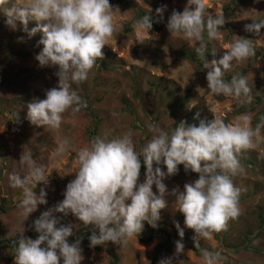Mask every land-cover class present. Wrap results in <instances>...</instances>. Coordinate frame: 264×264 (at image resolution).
<instances>
[{
  "label": "clouds",
  "instance_id": "1",
  "mask_svg": "<svg viewBox=\"0 0 264 264\" xmlns=\"http://www.w3.org/2000/svg\"><path fill=\"white\" fill-rule=\"evenodd\" d=\"M117 10L109 0H0V13L12 31H22L29 39L42 34L38 43L43 47L35 57L39 66L58 69V86L49 89L45 99L27 105L26 118L32 125L58 130L66 112L77 113L87 107L72 86L85 82L97 60L103 58L102 49L118 28ZM164 10L157 8V15L162 18ZM251 21L245 31L261 34L264 19ZM31 22L36 26L29 29ZM225 23L222 13H206L204 0H187L183 12L171 13L167 30L171 37L201 41L195 51L208 70L210 93L250 103L252 89L247 77L239 73L230 81L224 77L236 65L255 56L253 40L235 37L226 45L222 58L211 62L205 58L208 48L202 42L203 34L207 33L209 41L216 40ZM152 26L150 15L133 24L138 34L149 33ZM262 129L264 116L253 127L250 114H243L233 123L214 118L210 122L201 120L198 126L181 121L169 130L149 126L154 135L139 151L131 130L114 139L95 137L77 151L78 168L75 178L66 185L63 200L34 220L37 238L21 235L14 248L13 264H82L81 241L69 242L73 228L81 224L91 226V248L109 242L123 248L139 236L145 222L153 229L158 227L160 211L168 206L166 195L175 196L174 208L183 214L185 226L194 231V245L201 251L202 264H223L226 257L220 251L201 248L200 240L211 239L226 228L229 220L239 217L241 189L234 185L232 177L245 174L239 154L254 146ZM68 147L65 139L55 154H64ZM18 163L20 171L9 175L8 184L21 192L17 207L25 221L38 206L47 204L45 189L41 188L39 194L36 189L48 184V176L45 166L36 163L30 150L22 152ZM142 164L145 179L138 183ZM180 165L186 173L198 174V179L185 184L183 191L177 187L168 193L164 181L177 175ZM57 214H71L81 223L62 225ZM176 228L181 238L175 245L178 257L184 252V230L178 223ZM159 264H172V258L162 259Z\"/></svg>",
  "mask_w": 264,
  "mask_h": 264
},
{
  "label": "rangeland",
  "instance_id": "2",
  "mask_svg": "<svg viewBox=\"0 0 264 264\" xmlns=\"http://www.w3.org/2000/svg\"><path fill=\"white\" fill-rule=\"evenodd\" d=\"M129 1L137 10L155 15L156 4L162 2L161 7L165 9L162 18L157 15L162 31L138 34L132 28L128 32L129 26L135 23V12L118 0H109L110 5L118 9L117 31L102 49L104 62L109 66L98 64L97 61L88 79L72 86L87 107L77 113L71 110L66 112L58 130L36 127L26 118L27 105L45 99L46 92L58 86V77L55 75L58 69L41 67L35 59L43 47L38 43L42 34L37 33L29 39L22 31H12L1 13L0 242L17 243L21 235L37 238L33 222L42 212L63 200L66 185L75 178L74 172L78 168L77 151L88 145L92 140L91 134L97 132L95 117L101 120L99 137L114 139L131 130L136 150L139 151L154 135L149 131V126L169 130L181 121L192 119L195 114L205 122L219 118L225 123H233L243 114H250L251 125L255 127L264 116V29L259 35L245 31V25L252 23L251 20L264 19V0L258 3L256 0H204L206 13H222L226 19L218 39L212 40L210 44L202 41L207 48L210 45L212 50L215 49L212 60L222 58L227 51L226 45L233 42L235 37L248 39L252 34L250 39L256 50L255 56L236 65L224 77L231 80L237 73L247 77L252 89V100L244 104L231 97L210 93L206 81L207 69L199 70L185 60L176 62L180 54L195 51L201 43L171 37L167 30L171 13L174 10L183 12L187 0ZM230 6L232 10L227 13L226 9ZM35 26V22H31L29 29ZM150 83H160L166 87V95L172 97H168L170 101L165 103L166 98L160 101V97H154ZM187 98L189 102L185 103ZM89 104L93 106L95 116L90 114ZM180 104H184L182 110H179ZM249 110L252 112L247 113ZM65 139L69 142L67 151L56 155L59 143ZM29 150L36 163L47 170L48 184L38 185L36 192L39 194L40 189L44 188L48 202L38 206V210L24 221L17 207L21 192L9 187L8 177L20 171L18 161L22 152ZM239 160L245 174L232 177V180L241 189V213L238 218L229 220L226 228L215 233L211 239L200 240V247L220 251L226 257L223 264H264V129L254 146L239 154ZM248 160L253 161V164L248 163ZM144 179L145 167L142 164L138 183H143ZM197 179L198 174L190 171L186 173L183 165H180L178 174L164 183L168 193H171L177 187L183 191L185 184ZM153 191L156 192L155 186ZM165 199L168 206L160 211L158 227L153 229L145 222L139 236H134L123 248L111 242L102 245L101 250L91 248V226L85 228L81 224L79 228L74 227L69 242L77 239L81 241L82 264H110L109 248L117 256L118 264H159L167 258H172V264H202L201 251L194 245L195 233L185 226L183 214L173 206L175 196L166 195ZM57 217L65 226L81 223L71 214L66 217L57 214ZM177 223L184 230L181 241L184 252L178 257L175 255V245L181 238ZM141 239L151 241L143 243ZM13 260V250L0 249V264H13Z\"/></svg>",
  "mask_w": 264,
  "mask_h": 264
},
{
  "label": "trees",
  "instance_id": "3",
  "mask_svg": "<svg viewBox=\"0 0 264 264\" xmlns=\"http://www.w3.org/2000/svg\"><path fill=\"white\" fill-rule=\"evenodd\" d=\"M118 1L123 3L125 6L133 9V11L135 12V21L138 20L139 18H141L144 15H150L151 18H152V25H153L152 29L150 30V32H160V31H162L161 22H160V20H159L157 15H155L153 13H148V12H145V11H142V10H137V7L132 2H130L129 0H118ZM162 4L163 3L161 2L159 4H156V6L154 4V6L156 8H161ZM231 8L232 7L230 6V7H228L226 9L227 13H229L230 10H232ZM2 19H3V17H2V14L0 13V34L3 31V20ZM132 28H133V23L129 26L127 31L128 32L132 31ZM203 36H204V40L203 41H205L206 43L210 44L211 41L208 40L206 32L203 34ZM250 37H252V34L249 36L248 39H250ZM205 58L209 62L213 58V50L211 49L210 45L208 46V50L205 53ZM183 60L194 64L197 67V69H199V70H205L204 67H203L204 61L199 58V56L196 53V51H187L185 53L180 54L177 57L176 62L183 61ZM97 61H98V64L100 63L101 65L109 66V65H107L106 62H104V58L98 59ZM225 80L226 81H230V79H225ZM150 87H151V90L153 91L152 92L153 96L154 97H156V96L160 97L159 98L160 101H163V99L166 98V100H165V103H166V102L170 101V99H168V97L172 98L171 96L166 95V93H165L166 92V87H162V85L160 83H150ZM87 99L89 100L90 98H87ZM188 102H189V98H187L185 103H188ZM90 104H91V102H90ZM90 104L88 105L89 112H90V114L92 116H95V114L93 112L94 111L93 106H91ZM183 106H184V104H180L179 110H182ZM250 112H252V110L247 111V113H250ZM200 121H201V119L198 117L197 114H195L192 119H190V120H188L186 122L188 124H195V125L198 126ZM94 123H95L94 124L95 125V129L97 130V132H95L96 134L95 133L91 134L92 140L95 137L98 136V131L100 130V126H101V120L98 117H95ZM248 163L253 164V161L248 160ZM250 164H248V165H250ZM150 241H151L150 239H143V240L141 239V242H143V243H149ZM16 246H17V243L15 241H9L7 243L0 242V249H10V250L14 251V248ZM96 249L97 250H101V246H97ZM108 252H109L110 257H111L110 264H118L117 256L115 255V253L112 251L111 248L108 249Z\"/></svg>",
  "mask_w": 264,
  "mask_h": 264
}]
</instances>
